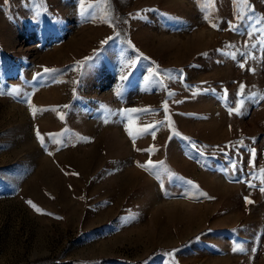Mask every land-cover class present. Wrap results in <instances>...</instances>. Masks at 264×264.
I'll use <instances>...</instances> for the list:
<instances>
[{
    "label": "rangeland",
    "instance_id": "obj_1",
    "mask_svg": "<svg viewBox=\"0 0 264 264\" xmlns=\"http://www.w3.org/2000/svg\"><path fill=\"white\" fill-rule=\"evenodd\" d=\"M261 188L264 0H0V264H264Z\"/></svg>",
    "mask_w": 264,
    "mask_h": 264
},
{
    "label": "snow or ice",
    "instance_id": "obj_2",
    "mask_svg": "<svg viewBox=\"0 0 264 264\" xmlns=\"http://www.w3.org/2000/svg\"><path fill=\"white\" fill-rule=\"evenodd\" d=\"M241 67H243V65H241ZM46 71H47V70H46ZM122 79H123V77H122ZM241 91H243V86H241ZM165 108H166V105H165ZM131 111L136 112V111H138V110H136V109H132ZM126 130H127V129H126ZM146 132H148V128H144V129L140 130V133H141V134L146 133ZM151 134H152L153 137H154V132L151 133ZM37 135H38V138H39V133H38ZM129 136L132 137V132H131V131H129ZM150 166H151V161H149V162H148V165L145 166L146 170H148V168H149ZM261 191H264V188H261ZM251 202H252V201L247 200V198H246V203H251ZM28 203L31 204V202H28ZM32 207L35 209V205H32ZM35 210L39 212V209H35ZM236 250H240V249H234V251H236Z\"/></svg>",
    "mask_w": 264,
    "mask_h": 264
}]
</instances>
